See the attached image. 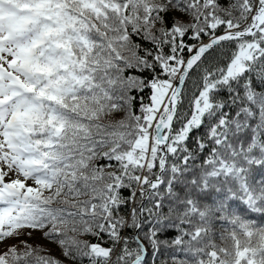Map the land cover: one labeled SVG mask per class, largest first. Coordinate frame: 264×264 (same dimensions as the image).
Listing matches in <instances>:
<instances>
[{"label":"snow or ice","instance_id":"6c2138e0","mask_svg":"<svg viewBox=\"0 0 264 264\" xmlns=\"http://www.w3.org/2000/svg\"><path fill=\"white\" fill-rule=\"evenodd\" d=\"M0 264H264V0H0Z\"/></svg>","mask_w":264,"mask_h":264},{"label":"rangeland","instance_id":"374dc122","mask_svg":"<svg viewBox=\"0 0 264 264\" xmlns=\"http://www.w3.org/2000/svg\"><path fill=\"white\" fill-rule=\"evenodd\" d=\"M10 243H11V241H10Z\"/></svg>","mask_w":264,"mask_h":264}]
</instances>
